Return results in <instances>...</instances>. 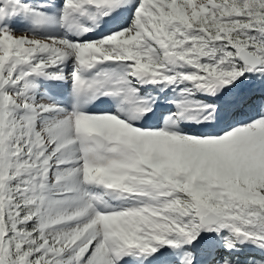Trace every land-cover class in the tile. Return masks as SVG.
Masks as SVG:
<instances>
[{
  "label": "snow or ice",
  "instance_id": "snow-or-ice-1",
  "mask_svg": "<svg viewBox=\"0 0 264 264\" xmlns=\"http://www.w3.org/2000/svg\"><path fill=\"white\" fill-rule=\"evenodd\" d=\"M0 264H264V0H0Z\"/></svg>",
  "mask_w": 264,
  "mask_h": 264
}]
</instances>
